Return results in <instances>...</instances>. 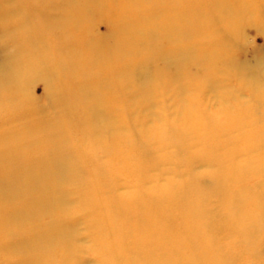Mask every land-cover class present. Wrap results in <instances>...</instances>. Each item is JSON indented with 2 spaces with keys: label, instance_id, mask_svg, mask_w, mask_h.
Wrapping results in <instances>:
<instances>
[{
  "label": "rangeland",
  "instance_id": "obj_1",
  "mask_svg": "<svg viewBox=\"0 0 264 264\" xmlns=\"http://www.w3.org/2000/svg\"><path fill=\"white\" fill-rule=\"evenodd\" d=\"M166 1H157L165 4H155L154 10L146 9L149 0L139 14L133 11V0H111L107 5L94 2L81 11L78 25L82 32L70 33L61 27L65 0H0V87L5 88L0 94V131L51 129L43 138L50 146L59 145L57 140L70 134L77 149L87 155L82 159L86 170L99 173L90 172L87 181L92 185L100 182L99 189L109 192L107 203L116 212L107 214L103 204L105 222L110 223L104 225L110 233L97 228L96 217L82 206L93 201L90 188L79 185L76 188L85 192L76 195V188L69 185L72 215L64 213L61 219L71 235L54 255H48L45 264H264V231L253 239H242L249 221L252 225L264 219V134L257 136L264 126V95L254 96L253 89L240 82L253 72L264 76V13L235 31L228 43L226 53L233 70L225 86L233 96L225 98L224 86L214 88L212 82L177 92L176 84L196 80L204 73L199 75V63L182 56L177 43L165 36L153 39L154 44L151 40L150 46L142 44L153 56L150 68L162 78L154 90L142 84L144 77L139 78L136 89L145 91V102L129 89L119 91L120 98L98 99L107 92L102 88L111 85L115 89L116 83L108 77L84 80L85 88L95 95L79 96L76 80L82 76H71L69 64L60 60L56 51L60 45L73 49V40L80 38L86 54L79 60L93 67L89 56L100 54V66L110 68L104 52L113 51L116 43L124 40L122 33L132 28L133 22L148 18L145 26L151 22L161 25L174 18L164 11L172 4ZM177 3L184 6L186 2ZM36 5L52 6L44 8L45 14L52 16L41 22L49 26L43 38L31 19L41 10ZM24 11L32 16L25 21L27 27L18 16ZM24 29H29L28 33L22 32ZM36 39H43L47 47L42 44L40 49L31 43ZM40 51L54 62V72L58 68L59 75L52 76L55 74L47 66L31 68L19 80L15 76L18 82L12 85L11 76L26 69L21 60L41 57ZM59 51L64 57L62 47ZM98 75L99 71L93 77ZM127 81L123 80V85ZM261 88L264 90V83ZM244 105L248 110L244 111ZM233 116L239 118L243 130H238ZM109 127L100 140L89 136L93 128ZM54 132L58 134L52 136ZM248 136H253L251 144ZM257 141H261L258 146ZM46 155L56 157L54 153ZM26 221V228L31 225L35 231L51 227L44 216ZM6 239L16 248L1 253L0 264H23L28 254L20 247L21 239L13 234ZM47 247L45 244V251Z\"/></svg>",
  "mask_w": 264,
  "mask_h": 264
},
{
  "label": "bare ground",
  "instance_id": "obj_2",
  "mask_svg": "<svg viewBox=\"0 0 264 264\" xmlns=\"http://www.w3.org/2000/svg\"><path fill=\"white\" fill-rule=\"evenodd\" d=\"M109 1L111 0H65V13L61 20V27H63V30L70 31V33L82 32L81 26L79 27L78 25L82 19L81 11L88 7L87 5L94 4V2L96 4L102 2L104 5H107ZM133 1V11L138 14V10L140 7H143V4L147 5L149 3V0H145L147 4L139 3V0ZM157 1L151 0L150 5L145 6L146 9H152V7H154V10H157L155 4H159L160 7L165 4ZM170 1L172 3V8L171 6L164 8V11H167V13L171 12L174 18L166 20L161 25L151 22L148 26H145V23L148 22V18L143 19L144 21L141 23L135 21V23L133 22L132 28L122 33L124 40H121V43H116L117 45H115L113 51H110L112 49L105 50V52L110 51V55L108 53L106 56L104 50L99 52H104L105 61L107 62L108 60V63L111 64L110 68H105L103 65L100 66L99 61L103 57L100 56L99 53V56H97V54L89 56L93 61V67L90 64H84L83 60H79L83 57L81 54H86L82 49L83 41L80 38L73 40V49L71 50H65L64 47L60 45V47L63 48L64 57L59 51L60 47L56 48L58 56L61 54L60 60H65L69 64L70 75L82 76L76 80V85L78 84L77 89L79 90L77 93L79 96H82L83 93L86 95L90 94V92L91 95H95L94 91H89L85 88L87 85L84 86V80H90L91 82V80H100L101 78L108 77L110 79L113 78L112 82L116 83L115 89L114 86L111 85H108L106 89L102 88V91L107 92L101 93L98 99L106 97L112 98V96L120 98L122 95L119 91H122V89H129L132 90L134 94L138 92L136 97L140 98V102H145V99H147V96L144 94L145 91L141 90L139 92L138 89H136V85L141 83V80L138 82L139 78L144 77L142 84L145 83V85L152 90L155 88L156 81L162 80V78L150 68V66L153 65V56L142 49V44L150 46L152 45L150 41L152 40L153 42V39H158L160 36H165L176 42V49L180 51L182 56H186L194 60L195 63H199V75L204 73V76L196 80L191 79L192 81H186L180 86L176 84L177 92H185V90L191 88L192 85H198V83L200 84L199 86H207L206 84L208 82H212L214 88L224 86V98L225 96H233L231 91H228L225 86V81L229 78V74H231L233 70H231V66L228 62V52L226 53L228 43L231 41L235 31L244 27L246 23L253 22L254 19H257L260 16V12L262 13L261 15H263L264 0H183V2H186L184 6H180L179 3H177L179 0H167L166 2L168 3L166 4H169ZM36 6L34 7L37 8ZM76 6L78 8H75ZM38 7L41 10L39 11L37 9L38 12H35L33 17L31 15H26L25 11L24 13L18 12V16L21 17V20H24L23 25L26 27L27 24L25 21H28V17H32L31 19L37 23L35 30L40 33L43 38L48 35L49 26L41 22L52 16L48 13L45 14L44 8L52 6L39 5ZM23 31L24 33H28L29 29H24L22 32ZM30 31H32L31 28ZM31 43H35L39 48L43 46L42 44H44L45 48L47 47L46 44L43 43V39L32 40ZM62 43H64V41ZM22 48L25 49L26 47ZM40 52L43 56H34L30 58L29 62H26L25 59L21 60L23 63L22 65L26 67L24 71H29L31 68L40 69L41 67L47 66L54 72L52 65L54 62H51L52 60L44 55L43 52L45 51ZM53 60L59 62L58 59ZM105 61H101V64L105 63ZM261 64V67L264 66V61L261 62ZM55 70V75L52 76L59 75L58 72L60 71L58 68L55 67ZM24 71L20 72L18 75H13V77L11 76L12 85H16L18 82L15 76H18L19 80L28 72ZM97 71H99V75L93 77ZM113 74H115V76ZM116 74L118 76H116ZM127 78L129 81L125 82L123 85V80H127ZM99 82L101 81H97L96 83ZM240 82L244 85H249L253 89L254 96L263 97L264 90L261 86L262 83H264V76H259L257 72H253L250 73L248 77H242ZM4 89L3 86L0 87V94H2ZM111 89L113 90V94L110 93ZM100 103L103 102L100 101ZM74 104L75 102H73L72 105ZM243 108L244 111L248 110L247 105H244ZM8 109L9 108H7V110ZM10 111L9 114H11ZM12 114H14V111H12ZM233 117L231 121L235 119ZM235 122L237 123L236 127L238 130H243L239 125V118L236 117ZM109 129L110 127L104 130H91L89 136H95L100 140L105 131ZM256 131L257 129L253 132ZM46 132H51V129L34 130L30 127L22 129L15 127V130H10V132L0 131V254L11 252L16 248L6 239L9 234L16 235L17 238L21 239L20 247L23 246L24 254H28V257L22 261L23 264H45L47 257H49L48 255H54V253L57 252L56 250H58L60 245L64 242V239L71 235L68 232L67 225L64 224L63 219H61L64 213H66V215H72V212L69 210V208L72 207L68 188L69 185L74 186V188L79 185L90 188L89 193L93 196V201L83 204L82 206L84 209L89 210L87 213L96 217L98 221L97 228H101L104 232L110 233L108 229L109 226H105L108 223L105 222L106 215L110 211L116 213L114 206L107 203L106 198L109 192L105 189H103V191L99 189L100 182H96V184L92 185L87 181L86 178H88L91 173L93 175L99 173L94 170H90V173L86 170L82 159L87 158V155L82 154L83 152L77 149L76 142L69 139L68 135L70 134L60 137V139L57 140V142L60 141L59 145L50 146L43 143V138L48 135ZM54 133L55 134H52V136L58 134L56 132ZM261 134H264V126L257 131V136L262 137ZM248 137L250 139L248 140L249 144H251L253 142V136L252 138H250V136ZM29 139L32 140L29 141ZM254 142L256 143V141ZM258 143L260 144L261 141H257L256 146H258ZM261 149H264V143H261ZM49 153H54L56 157L52 158L47 156L46 154ZM59 153L61 155H59ZM70 153H74L75 155L68 156ZM263 159L264 151L262 152V160ZM102 177H104V175H102ZM107 189L109 188L107 187ZM74 190L77 193L76 195L85 192L80 188ZM32 195H36L37 198H32ZM103 200L105 201L103 202ZM103 204L107 206V214L106 212L104 213ZM257 213L259 214L260 210L257 211ZM42 216L50 219L51 227L47 231H35L34 227H31V225H28L29 228H26V220L33 221L35 217ZM263 224L264 219L253 221L252 225L251 221H249L250 226L243 228L242 239H253L257 233L264 231ZM45 244L48 245L47 251H45L46 248H44Z\"/></svg>",
  "mask_w": 264,
  "mask_h": 264
}]
</instances>
